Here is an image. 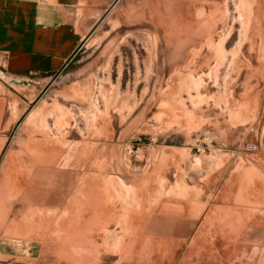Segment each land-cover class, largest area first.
Listing matches in <instances>:
<instances>
[{
    "label": "rangeland",
    "instance_id": "rangeland-1",
    "mask_svg": "<svg viewBox=\"0 0 264 264\" xmlns=\"http://www.w3.org/2000/svg\"><path fill=\"white\" fill-rule=\"evenodd\" d=\"M0 264H264V0H114L0 71Z\"/></svg>",
    "mask_w": 264,
    "mask_h": 264
},
{
    "label": "crops",
    "instance_id": "crops-1",
    "mask_svg": "<svg viewBox=\"0 0 264 264\" xmlns=\"http://www.w3.org/2000/svg\"><path fill=\"white\" fill-rule=\"evenodd\" d=\"M112 1L0 0L1 73L14 81L59 73Z\"/></svg>",
    "mask_w": 264,
    "mask_h": 264
},
{
    "label": "bare ground",
    "instance_id": "bare-ground-1",
    "mask_svg": "<svg viewBox=\"0 0 264 264\" xmlns=\"http://www.w3.org/2000/svg\"><path fill=\"white\" fill-rule=\"evenodd\" d=\"M259 229V228H258Z\"/></svg>",
    "mask_w": 264,
    "mask_h": 264
}]
</instances>
